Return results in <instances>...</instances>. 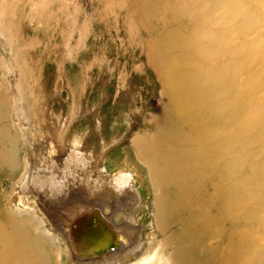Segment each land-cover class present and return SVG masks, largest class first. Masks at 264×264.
Here are the masks:
<instances>
[{"label": "bare ground", "instance_id": "1", "mask_svg": "<svg viewBox=\"0 0 264 264\" xmlns=\"http://www.w3.org/2000/svg\"><path fill=\"white\" fill-rule=\"evenodd\" d=\"M253 1L237 6L227 2L223 9L235 23L229 30L224 19L215 17L220 9L212 8L208 17L198 15L194 24L198 31L193 41L185 42L194 45L187 52L189 59L180 54L167 67L171 104L167 126L148 141H135L154 187L162 193L163 212L172 221L183 220L173 264H264L256 257H264V247L251 242L239 246L248 234L239 225L247 224L248 218L240 221L237 215L242 206L263 203L264 156L258 163L257 155H246L264 140V96H257L264 90V36L256 37L257 29L252 27L258 16L250 10L249 5L257 7ZM205 2L206 7L213 4ZM200 40L226 48L221 62L212 61L209 48L201 47ZM234 41L238 48L230 45ZM242 73L246 78L239 83ZM8 106L0 98V187H10L8 194L0 190V264H47L46 248L59 241L68 247L70 264H111L138 257L143 248L129 221L141 204L135 177L121 169L110 178L101 168L94 181L86 160L93 155L84 153L87 148L73 146L66 159L53 158L55 152L46 161L30 155L16 180L20 149L6 123ZM260 148L259 154L264 155V147ZM242 173L249 182H239ZM244 186L246 197L236 199ZM192 197L197 198L195 203ZM105 207L113 222L124 215V226L115 228L110 220L100 218ZM163 212L159 210V216ZM112 238L121 243L109 251Z\"/></svg>", "mask_w": 264, "mask_h": 264}, {"label": "rangeland", "instance_id": "2", "mask_svg": "<svg viewBox=\"0 0 264 264\" xmlns=\"http://www.w3.org/2000/svg\"><path fill=\"white\" fill-rule=\"evenodd\" d=\"M212 1L206 7L205 0H0V98L9 104L6 123L19 140L21 167L16 180L24 171L25 159L33 154L46 161L55 152L53 158L66 159L73 146L87 148L84 153L93 155L86 159L87 170L94 172L92 180L98 179L101 168L110 178L121 169L135 177L141 204L129 221L141 238L142 253L111 264H173L183 220L172 221L163 212L162 193L154 187L135 141H148L167 126L171 109L167 67L180 54L189 59L194 45L185 42L198 31L194 25L198 15L208 17L212 8L220 9L215 17L224 19L229 30L235 23L223 8L253 0ZM255 3L256 8L249 5L258 15L252 27L261 37L264 0ZM199 45L209 48L214 63L226 53L216 43L200 40ZM245 78L240 74L238 82ZM261 80L257 71L256 81ZM257 96L263 97L264 90ZM263 141L246 154L257 155L258 163L263 161L264 155L259 154ZM238 180L247 181L248 175L242 173ZM0 190L8 194L10 187L5 184ZM240 191L236 199L246 197V186ZM260 192V207L257 202L239 208L238 219L248 218L247 224L239 225L241 231H248L239 246L251 242L264 247V189ZM107 212V207L100 209V218L110 220L115 228L124 226V215L113 222ZM67 248L60 241L46 248L47 264H70Z\"/></svg>", "mask_w": 264, "mask_h": 264}, {"label": "water", "instance_id": "3", "mask_svg": "<svg viewBox=\"0 0 264 264\" xmlns=\"http://www.w3.org/2000/svg\"><path fill=\"white\" fill-rule=\"evenodd\" d=\"M116 238V237H115ZM113 239L112 238V244L111 245H113V246H110L109 247V251L111 250V248L113 249L114 248V245H117V244H119V243H121L120 241H119V239ZM115 240V241H114Z\"/></svg>", "mask_w": 264, "mask_h": 264}]
</instances>
